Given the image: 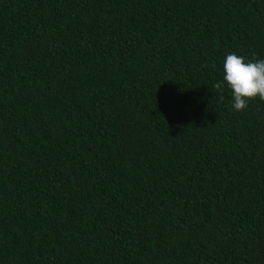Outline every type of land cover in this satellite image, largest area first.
<instances>
[{
  "label": "trees",
  "instance_id": "obj_1",
  "mask_svg": "<svg viewBox=\"0 0 264 264\" xmlns=\"http://www.w3.org/2000/svg\"><path fill=\"white\" fill-rule=\"evenodd\" d=\"M231 53L264 59V0H0V264H264Z\"/></svg>",
  "mask_w": 264,
  "mask_h": 264
},
{
  "label": "clouds",
  "instance_id": "obj_2",
  "mask_svg": "<svg viewBox=\"0 0 264 264\" xmlns=\"http://www.w3.org/2000/svg\"><path fill=\"white\" fill-rule=\"evenodd\" d=\"M217 90L225 87L232 97V108L236 112L245 110L249 101L264 102V59L251 60L235 53L228 54L223 61L222 81L213 85ZM223 100V96L220 97Z\"/></svg>",
  "mask_w": 264,
  "mask_h": 264
}]
</instances>
